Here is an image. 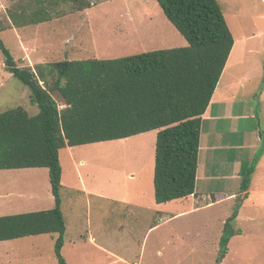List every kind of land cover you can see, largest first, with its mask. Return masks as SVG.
Wrapping results in <instances>:
<instances>
[{
	"label": "rangeland",
	"instance_id": "1",
	"mask_svg": "<svg viewBox=\"0 0 264 264\" xmlns=\"http://www.w3.org/2000/svg\"><path fill=\"white\" fill-rule=\"evenodd\" d=\"M28 1L0 0V35L21 67L188 44L157 0H89L93 6L82 10L72 9L73 3L67 0L52 8L54 17L49 21L16 25L10 13L19 12ZM219 1L236 36L242 28L264 30V0ZM241 51L238 43L233 60L240 58ZM248 60L249 69L262 68L264 45ZM17 106L31 114L39 111L31 101L30 87L5 69L0 52V111ZM257 123L264 136V113ZM156 138L157 131L151 130L60 150L67 226L62 254L68 264H216L221 232L234 211V199L215 206H207L215 202L212 197L198 199V203L195 197L157 203L153 182ZM263 149L264 140L259 151ZM204 170L201 165L198 173ZM207 184L197 180V191L206 193ZM257 185L264 187L260 181ZM254 196L262 207L257 212L250 201L240 207L238 218L232 221L240 232L231 237L222 264H264V198ZM192 200L204 207L192 209ZM54 201L47 167L0 169V215L53 208ZM180 211L184 212L173 215ZM161 221L149 232L151 225ZM53 236L0 240V264H58Z\"/></svg>",
	"mask_w": 264,
	"mask_h": 264
},
{
	"label": "trees",
	"instance_id": "2",
	"mask_svg": "<svg viewBox=\"0 0 264 264\" xmlns=\"http://www.w3.org/2000/svg\"><path fill=\"white\" fill-rule=\"evenodd\" d=\"M70 1L74 10L94 4ZM60 2L67 0H30L19 12L10 13L12 22L23 26L49 21L54 17L52 8ZM157 2L187 45L112 58H65L31 68L17 64L0 35L5 69L30 87L31 101L39 107L36 114L22 106L0 111V169L47 167L55 199L53 208L0 215V240L57 233L58 264H68L62 254L66 221L60 160V150L66 146L123 139L156 129V202L195 194L202 116L235 38L219 0ZM255 163L243 176L242 191L249 189ZM247 195L236 196L219 240L216 264H222L231 237L240 232L232 221Z\"/></svg>",
	"mask_w": 264,
	"mask_h": 264
},
{
	"label": "crops",
	"instance_id": "3",
	"mask_svg": "<svg viewBox=\"0 0 264 264\" xmlns=\"http://www.w3.org/2000/svg\"><path fill=\"white\" fill-rule=\"evenodd\" d=\"M254 30L248 31L247 28H242L239 36L237 35L238 37L233 32L235 43L210 103L202 116L197 180L208 181L206 186L208 190L203 193L204 191L199 192L196 189L195 194L188 197H195L196 202L198 199L214 198L215 202L212 201L213 203L207 206H215L233 199L235 204L238 194L244 196L248 193L244 197L241 207L249 201L252 208L257 212L262 207L260 202H255L256 196L254 195H263L264 198V187L257 185L260 181V185L264 186V149L261 152L259 151L264 136L260 129L261 125L257 123V118L261 119L264 113V65L261 64L263 65L262 68L259 66V68L249 69L248 59L263 47L264 30L258 28ZM238 43L242 45L240 58L233 60V53ZM202 156L204 159L203 164L201 162ZM253 163H255V167L251 175L249 189L242 191L243 176ZM201 165L205 167V173L202 175L198 173ZM217 181H223L224 183L220 187L216 185ZM188 197L179 199H187ZM196 202L192 200L194 205L192 209L204 207L198 206V202ZM182 212L184 211L173 215L179 216ZM161 223L162 221L151 225L149 232L160 226ZM53 234H55L53 238H57L58 234Z\"/></svg>",
	"mask_w": 264,
	"mask_h": 264
}]
</instances>
